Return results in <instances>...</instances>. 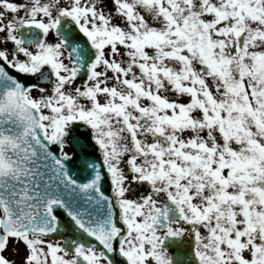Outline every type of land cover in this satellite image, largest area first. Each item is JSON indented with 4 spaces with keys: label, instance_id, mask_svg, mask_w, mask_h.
<instances>
[{
    "label": "snow or ice",
    "instance_id": "obj_1",
    "mask_svg": "<svg viewBox=\"0 0 264 264\" xmlns=\"http://www.w3.org/2000/svg\"><path fill=\"white\" fill-rule=\"evenodd\" d=\"M0 264H264V0H0Z\"/></svg>",
    "mask_w": 264,
    "mask_h": 264
}]
</instances>
